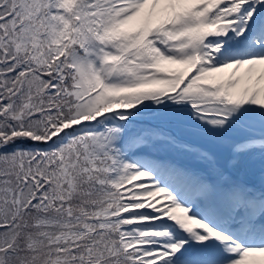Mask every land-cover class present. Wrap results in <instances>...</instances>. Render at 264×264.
<instances>
[{"label": "snow or ice", "instance_id": "obj_1", "mask_svg": "<svg viewBox=\"0 0 264 264\" xmlns=\"http://www.w3.org/2000/svg\"><path fill=\"white\" fill-rule=\"evenodd\" d=\"M0 264H264V0H0Z\"/></svg>", "mask_w": 264, "mask_h": 264}]
</instances>
